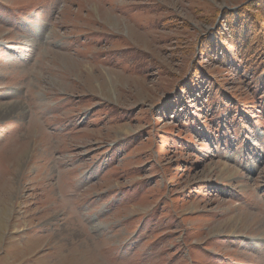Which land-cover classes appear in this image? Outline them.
<instances>
[{"label":"rangeland","instance_id":"rangeland-1","mask_svg":"<svg viewBox=\"0 0 264 264\" xmlns=\"http://www.w3.org/2000/svg\"><path fill=\"white\" fill-rule=\"evenodd\" d=\"M250 1L0 0V264H264Z\"/></svg>","mask_w":264,"mask_h":264},{"label":"trees","instance_id":"trees-1","mask_svg":"<svg viewBox=\"0 0 264 264\" xmlns=\"http://www.w3.org/2000/svg\"><path fill=\"white\" fill-rule=\"evenodd\" d=\"M251 2H252V0L249 3H251ZM255 3H257L256 9L260 13V16L263 17L264 16V0H256ZM246 7H248V6H243V7L237 8V10H236V11H238V26L241 27L242 24H245L249 28L254 29V27L257 26L260 22L256 18V16H253V14H249L248 12H245ZM246 26H243L241 28L240 34L242 37H245V35H246V32H247Z\"/></svg>","mask_w":264,"mask_h":264},{"label":"bare ground","instance_id":"bare-ground-1","mask_svg":"<svg viewBox=\"0 0 264 264\" xmlns=\"http://www.w3.org/2000/svg\"><path fill=\"white\" fill-rule=\"evenodd\" d=\"M235 206V205H234ZM244 215H246V214H244ZM244 219V218H243ZM246 219V218H245ZM248 219H246V221H247ZM1 221V220H0ZM1 223V222H0ZM1 225V224H0ZM256 225V224H255ZM264 234V233H263ZM258 238H262L261 236H258ZM255 240V239H254ZM257 251H258V249H256Z\"/></svg>","mask_w":264,"mask_h":264}]
</instances>
